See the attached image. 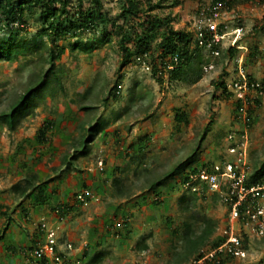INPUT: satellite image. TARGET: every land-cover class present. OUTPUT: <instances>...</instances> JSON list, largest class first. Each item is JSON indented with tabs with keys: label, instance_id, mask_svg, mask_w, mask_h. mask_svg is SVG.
Wrapping results in <instances>:
<instances>
[{
	"label": "rangeland",
	"instance_id": "obj_1",
	"mask_svg": "<svg viewBox=\"0 0 264 264\" xmlns=\"http://www.w3.org/2000/svg\"><path fill=\"white\" fill-rule=\"evenodd\" d=\"M170 2L165 1V7L158 8L155 13L171 14L175 28L188 30L198 21L203 5L208 4V0H179L178 4L167 7ZM104 4L112 20L120 23L121 1L104 0ZM232 6L226 12V22L230 28H243L241 44L245 49L239 48L231 56L227 52L231 46L229 38L218 57L203 50L201 78L196 75L197 61L181 79L171 80L166 73L162 83L134 62L121 67L119 36L91 51H72L71 39L60 38L58 44L67 46L66 53L55 63L61 88L54 94L47 90L38 107L23 118L15 130H10L0 119V223L27 231L28 241L40 233L37 226L47 219V210L36 212L35 218L28 219L29 212L22 211L25 201L18 205L23 198L12 189L25 175L34 172L41 182L54 178V181L41 183L42 187L55 186L56 192L48 199L49 206L71 203L73 194L82 190L83 184L94 194L88 205L65 215L58 212L52 220L57 223L54 227L61 244L72 242L77 248L75 252L89 249V253L75 264H90L89 260L98 252L103 254L102 264H180L181 257L176 254L184 248L181 227L184 216L179 200L183 194H189L180 185L183 172L161 186L149 185L190 156L194 155L193 161L185 171L203 162L216 161L225 152L226 135L230 129L240 127V122L234 118V100L218 84L221 78L229 84L236 76L237 58L241 54L246 71L264 78V0H235ZM38 11L27 12L25 16L27 23L22 34L30 40L42 28ZM109 30H114L110 24ZM6 35L0 30V38ZM47 40L43 37L44 42ZM39 43L43 45L41 39ZM52 45L49 40L47 46L51 48ZM156 46L154 39L151 48ZM48 53L41 46L15 62L0 60V113L26 90L33 74L50 66ZM210 62L214 63V68L207 71L204 67ZM118 82L121 88L114 97L111 90ZM81 106L94 108L83 110ZM253 108L255 120L249 127L252 165L255 160H264V95ZM178 111L187 114L185 123L175 119ZM98 117L108 120V127L96 137L87 155L78 152L76 158H71L74 165L70 170L65 169L60 162L64 154L72 157L76 153L73 142L84 134L80 125L94 122ZM48 119L54 121V126L49 131V140L40 143L38 130ZM99 160L104 161L103 172ZM116 176L123 180L125 195L116 193L113 185ZM159 192L167 200L164 205L154 201ZM193 209L218 222V230L211 239L219 236L225 219L221 203L208 197ZM38 217L46 219L40 222ZM177 228L178 233H174ZM141 242H146L148 247L139 249ZM4 243L6 245H0V251L5 246L0 264H23L29 246L25 250L22 246L7 245L10 243L7 238ZM210 245L207 243L202 249L209 250ZM248 248L246 258H228L224 264H264V236L249 237Z\"/></svg>",
	"mask_w": 264,
	"mask_h": 264
},
{
	"label": "trees",
	"instance_id": "obj_2",
	"mask_svg": "<svg viewBox=\"0 0 264 264\" xmlns=\"http://www.w3.org/2000/svg\"><path fill=\"white\" fill-rule=\"evenodd\" d=\"M120 1L122 3V13L120 14L121 22L119 23L110 17V13L105 9L104 0H87V3L85 0H0V30L5 31L7 34L0 38V60L15 62L20 56L26 57L41 46L47 49V53L49 52L48 64L50 66L39 73L33 74L26 90L9 105L7 110L0 113L1 121L7 123L10 130H15L20 121L38 107L39 100L44 99L47 90L54 94L59 87L61 88V79L55 63L66 53L67 46L58 44L60 38L68 37L71 39L69 43L72 51H91L105 43L111 42L115 36H119V47L122 52L121 67L126 66L130 62L138 64L135 56L145 54L147 55L146 59L149 62L152 76L157 78L160 83L164 82L166 73L170 74L169 78L171 80L181 79L182 74L186 70L193 69L196 61L199 63V67L196 70L197 78L202 77V59L200 56L204 48L199 46L195 38L194 30L191 27L189 30L175 28L172 23L174 18L171 14L155 13V10L158 8H164L165 4L163 3L168 0ZM225 1L232 8L235 0ZM178 3L179 0H171L167 7L174 6ZM36 9L39 10L38 13L42 28L30 40L22 34L25 31L27 23L25 16L27 12L33 13ZM109 24L114 29L113 32H110ZM43 37L48 40L44 42ZM85 37L86 39H84ZM40 39L43 45H40ZM154 39L157 41V46L155 49H152L151 42ZM49 40L53 42L51 48L47 46ZM240 45H242L241 37L237 40L235 46H229L227 52L233 56L239 51ZM175 57H177V62H175ZM172 65H175V67L168 68ZM54 83L56 84L54 85ZM120 86L121 84L118 82L112 88L111 93L114 97H117V92L121 88ZM218 87L223 88L224 92L229 96L227 84L222 78L219 80ZM256 101V104H258L259 100ZM239 106V102H234L233 112L235 119L238 116ZM92 108L94 106H81L83 110ZM248 115L251 118V126L255 120L253 106H249ZM175 119L178 123H185L187 121V114L183 111H178L175 114ZM53 124L54 121L48 119L39 128L38 140L40 143H45L49 140L48 134L53 128ZM108 125L109 121L101 117H98L94 122H83L80 125L84 134L80 139L74 140L73 142V149L76 147V153L72 157L64 154L60 162L66 167L65 169L70 170L71 165H74L71 158H76L78 152L83 155L89 153L91 144L100 133L105 131ZM205 135L206 132L203 134L202 139H204ZM193 156H190L177 166L158 176L151 181L149 186H161L182 172L187 177L186 174L190 170L195 171L199 167L197 166L185 171L188 164L193 161ZM25 162L21 164L23 168L26 165ZM205 163L203 162L201 165ZM63 169L61 168V171ZM262 178H264V160L262 162L255 160L252 165L249 180L250 182H255ZM53 179L50 178L41 182L37 173H28L24 176V180L14 184L12 189L14 193L23 198L22 202L34 197L35 202L41 205L47 201L49 202L50 195L56 192V189L52 193L49 192L48 188L42 187L41 183L44 184L48 181H54ZM123 184L121 177L116 176L113 178L116 193L120 196L127 193ZM83 189H90V187L83 184ZM78 193L79 191L73 194V201L71 203L63 202L53 206L55 213L57 214L59 212L65 215L70 210L83 206L77 199ZM161 193L159 192L154 198L155 203L158 205H164L167 202ZM210 197L215 201L218 200L217 194L211 195ZM201 200L207 199L205 197L200 199L194 192L186 195L183 194L179 200V209L184 216L181 225L184 231V248L176 256L181 257L180 264H224L228 258L231 259L233 257L218 256L212 261L208 260L203 263H198V260L203 255L202 246L211 243L210 247L213 248L219 245L222 240L219 236L211 239L216 230H218V222L213 218H209L206 214H200L197 210L193 209ZM22 211L27 214L29 208L23 207ZM11 220V217H9V222ZM4 227L3 231H6L8 226L5 225ZM177 231L178 228L173 230L174 233H178ZM41 241H43V238L38 242ZM38 242L29 246L27 250L35 247ZM138 247L144 250L148 246L146 242H141L138 244ZM23 248L25 249V247ZM87 253H89V249L85 248L79 256V260L83 259ZM103 258V254L98 252L89 260V263L102 264ZM190 260L193 261L191 262Z\"/></svg>",
	"mask_w": 264,
	"mask_h": 264
},
{
	"label": "built area",
	"instance_id": "obj_3",
	"mask_svg": "<svg viewBox=\"0 0 264 264\" xmlns=\"http://www.w3.org/2000/svg\"><path fill=\"white\" fill-rule=\"evenodd\" d=\"M229 5L225 0H210L207 6L201 8L198 21L193 23L192 29L199 46L209 52L211 56L221 54L224 42L231 38V46L243 34V28H230L226 22V12ZM229 44V45H230ZM244 46L240 45L239 48ZM147 55H136L139 65L149 70ZM177 62V57H175ZM175 65L169 66L173 68ZM205 70L214 68V63L205 65ZM227 91L234 102H239L237 121L240 127L230 129L226 135L225 152L216 161L206 162L197 170H190L182 175L180 185L189 193H196L200 199H208L217 194L218 201L225 209L224 225L219 228V245L202 250V257L198 263L212 261L218 256H232L243 259L248 256L249 237L264 236V178L250 182L252 164L249 160L250 123L249 106H255L256 100L264 95V78H258L245 69L244 55L237 58L236 76L227 84ZM98 165L103 171L104 161ZM94 194L90 189H82L77 199L83 206L93 201ZM44 232L43 241L35 247L25 251L24 264H75L79 263V254L72 242L61 244L56 228L40 225ZM218 237V235H217ZM247 245V246H246ZM77 251V250H76ZM75 252V253H74Z\"/></svg>",
	"mask_w": 264,
	"mask_h": 264
},
{
	"label": "crops",
	"instance_id": "obj_4",
	"mask_svg": "<svg viewBox=\"0 0 264 264\" xmlns=\"http://www.w3.org/2000/svg\"><path fill=\"white\" fill-rule=\"evenodd\" d=\"M90 181H91V179H90ZM57 185V184H56ZM55 187V186H54ZM54 187H51V186H49V187H47L48 188V191L49 192H53L54 191ZM54 193V192H53ZM67 197H68V195H67ZM67 197H65V198H67ZM69 198V197H68ZM60 199V198H59ZM63 199V198H62ZM72 200V199H71ZM25 201V207H28V205L29 204H31V205H29L30 207H31V209H29V214H28V219H33V218H35V216H34V214L36 213V212H40V211H42V212H44L45 210H47V214L45 215L46 216V218L45 217H38L37 219L38 220H40V222L42 221V219H46V220H44L45 222L44 223H46L47 224V226H52V227H54L57 223L56 222H52V220L53 219H55V217L56 216H58L56 213H55V211L53 210V206H55V205H51V206H49V202L47 201L46 203H44V204H41V205H39V204H37L36 202H35V200H32V199H26V200H24ZM22 200L21 199H19V201L17 202V204L19 205V204H21L22 205V203H24V202H22ZM2 202L0 201V204H1ZM62 203V202H61ZM49 207V208H48ZM29 208V207H28ZM48 208V209H47ZM7 209V208H6ZM39 211H38V210ZM30 212H32V213H30ZM48 219H49V221H48ZM42 223V222H41ZM41 223H38V226H37V229H38V227L40 228L38 231L40 232L39 234H41V235H39L38 233L36 234V236H39L38 238H36V236H34L30 241H28L27 239V235L25 234L26 232L25 231H23L22 229H20V228H18L16 225H13L12 227L11 226H9L8 227V229L6 230V231H3V232H1L0 233V239L1 238H3V239H1L0 240V245H6V243H4V240L7 238V241L9 240V244H7V245H18V246H22V248L23 247H27V246H31L32 244H34V243H37L40 239H42L43 237V229H41V227H40V225H41ZM2 226H3V223H0V229L2 228ZM4 227V226H3ZM44 239V238H43ZM39 243V242H38ZM5 247V246H4ZM4 247H2V251H0V258H1V256L3 255V253L5 252V251H3V248ZM22 248H20V249H22ZM24 253V252H23ZM25 254V253H24ZM18 255H21V254H19L18 253ZM22 257V256H21ZM23 264H24V256H23Z\"/></svg>",
	"mask_w": 264,
	"mask_h": 264
}]
</instances>
